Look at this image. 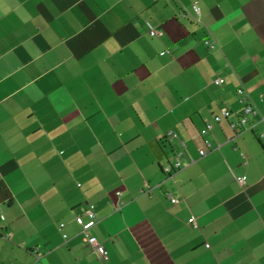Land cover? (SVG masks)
Returning <instances> with one entry per match:
<instances>
[{
    "label": "crops",
    "instance_id": "crops-1",
    "mask_svg": "<svg viewBox=\"0 0 264 264\" xmlns=\"http://www.w3.org/2000/svg\"><path fill=\"white\" fill-rule=\"evenodd\" d=\"M0 214V264H264V0H0Z\"/></svg>",
    "mask_w": 264,
    "mask_h": 264
},
{
    "label": "built area",
    "instance_id": "built-area-1",
    "mask_svg": "<svg viewBox=\"0 0 264 264\" xmlns=\"http://www.w3.org/2000/svg\"><path fill=\"white\" fill-rule=\"evenodd\" d=\"M195 12L199 14V10L197 7L194 8ZM148 31L151 36H161V32L157 30L155 27H153L150 23H147ZM210 49H214L215 45L213 42L208 41L207 42ZM225 83V80L222 78H219L215 81V84L217 86H222ZM238 96H239V102L243 106L241 113L239 114L238 120L235 124H233V128L235 130V133L238 135H241L242 133L251 130L252 124H251V118L256 116L257 110L250 102V98L248 93L245 91V89L241 88L238 90ZM232 116V112L226 108L222 109L219 115L215 116V122L220 123L223 119H229ZM212 126L210 124L206 127V134H208L211 131ZM169 137H175L176 135L171 132L168 135ZM185 148V144L183 145ZM207 151L201 150L200 155L202 157L206 156ZM182 153L178 154L177 160L173 164H169L168 166H165L163 168V174L166 178H173L177 173H179L183 169V163L181 160ZM247 178L243 177L240 179V182L244 184L246 182ZM118 196H120V193H118ZM170 202L172 204H178L180 200L173 195H169ZM89 222L83 226L81 234L84 238V240L92 247L94 248L100 257V260L102 263H107L109 261V251L105 248V246L94 236L90 234V230L96 226L97 224V218L95 214V206L90 205L88 211L86 212ZM0 220H4V217L0 214ZM189 223L197 227V223L195 218H191L189 220ZM62 228L64 225L61 226ZM8 238V236H7ZM66 238V236H65ZM40 259H37V262ZM36 262V263H37ZM38 264V263H37Z\"/></svg>",
    "mask_w": 264,
    "mask_h": 264
}]
</instances>
